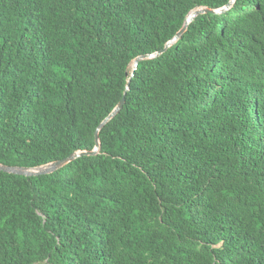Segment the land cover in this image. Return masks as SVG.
Instances as JSON below:
<instances>
[{"label":"trees","instance_id":"16d2710c","mask_svg":"<svg viewBox=\"0 0 264 264\" xmlns=\"http://www.w3.org/2000/svg\"><path fill=\"white\" fill-rule=\"evenodd\" d=\"M0 0V264H264V0ZM141 59L134 70L135 61Z\"/></svg>","mask_w":264,"mask_h":264},{"label":"water","instance_id":"95a60500","mask_svg":"<svg viewBox=\"0 0 264 264\" xmlns=\"http://www.w3.org/2000/svg\"><path fill=\"white\" fill-rule=\"evenodd\" d=\"M236 2V0H232L229 5H227L226 7L219 9V10H212V9H208V8H200V9H196L193 12L190 13V15L188 16V18L186 19V23L184 25V27L182 28V30L177 34V36L166 46L165 49H163L162 51H160L158 54L156 55H152V57H156L162 53H164L170 46H172L174 43H176L181 37L182 35L187 31L188 26L191 22H193V20L200 14L203 13H215V14H221L224 13L225 11L229 10L234 3ZM146 57H141L138 58L135 61V66H134V70L137 69L138 67V63L141 59H144ZM126 102V98L124 97L121 102L119 103V105L117 106V108L112 112V114L105 120V122L99 127L97 133H96V140H97V146L96 149L94 151L91 152H78V153H74L72 155H70L68 158L66 159H62L56 162H53L51 164H47L44 166H40V167H36V168H24V167H12V166H7L4 164L0 163V171L5 172V173H9V174H15V175H22V176H28V177H32V176H39V175H48V174H52L56 171H58L59 169L65 167L66 165H68L69 163L73 162L74 160H76L77 158H80L84 155H97L100 149V138H99V132L100 129L113 117H115L124 107V104Z\"/></svg>","mask_w":264,"mask_h":264}]
</instances>
